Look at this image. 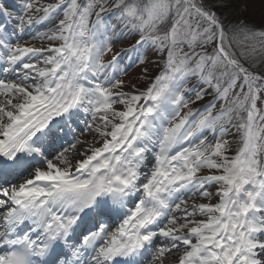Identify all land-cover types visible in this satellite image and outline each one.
<instances>
[{
  "label": "snow or ice",
  "instance_id": "snow-or-ice-1",
  "mask_svg": "<svg viewBox=\"0 0 264 264\" xmlns=\"http://www.w3.org/2000/svg\"><path fill=\"white\" fill-rule=\"evenodd\" d=\"M247 10L0 0V180L23 178L0 187V264H144L153 248L147 264H264V19ZM37 25L46 47L23 39ZM149 53L159 73L126 91Z\"/></svg>",
  "mask_w": 264,
  "mask_h": 264
},
{
  "label": "rangeland",
  "instance_id": "rangeland-1",
  "mask_svg": "<svg viewBox=\"0 0 264 264\" xmlns=\"http://www.w3.org/2000/svg\"><path fill=\"white\" fill-rule=\"evenodd\" d=\"M50 2H54V0H43V3H50ZM244 16L250 23H254L255 25H257L259 27L261 25L262 19H264V0H248V10L246 13H244ZM59 18H62V14ZM55 23H57V20L52 21V24H55ZM51 26L52 25H45L43 27L40 26V27H38V29L35 30L34 34L38 31L43 32L47 29V27H51ZM44 27H46V28L41 30ZM34 41L37 43V45L39 47H41V46L46 47L47 46L46 41H40V40H34ZM127 46H128V44L126 41L123 43H120V44H114L113 45V52L115 50H116V52H118V50L121 51L122 48H126ZM112 53H109L108 56H110ZM129 56H132L133 60L135 59V55L133 56L132 53L124 52L121 55V59H125L124 62H126V63L121 62L122 65L127 64ZM104 58H106V57H104ZM155 59H156L155 55L153 53H149L148 54V61L149 62L147 64L133 65L132 67L129 68L127 75L120 77V79L124 80L126 82V84L128 85L125 88L126 91H131V85L132 84H136L142 90L143 88H145L148 85V83L151 82V80L160 71V66H158L156 63L152 62ZM144 67L148 68V79L147 80L142 79V71H143ZM190 99L194 100L195 97L192 96V97H190ZM210 99H211V96L205 97V99L203 101H198L196 103H190L189 107L192 108L193 110H195V108L197 107L196 106L197 104L205 103V102L207 103V101ZM116 107L118 109L122 108L121 105H116ZM187 111H188V109H182L181 115H183ZM77 132H78V130H77ZM77 134H79V133H77ZM86 139L92 140V137L87 136ZM227 139L233 140L234 136L229 135L227 137ZM95 146H99V144H95ZM232 147H233V150H235L236 145L233 144ZM78 158H81V157L73 158V162H75V159H78ZM149 162L151 163V161H149ZM210 190L214 191L215 189H210ZM200 202H203V201H201L199 199L196 200V203H200ZM215 202H216L215 200L212 201V203H215ZM189 203H192V201L190 200ZM201 218L202 217H197V219H201ZM153 252H154V249H153ZM175 259H176V257L170 255L168 258L165 259L164 264H169L170 260H175Z\"/></svg>",
  "mask_w": 264,
  "mask_h": 264
},
{
  "label": "bare ground",
  "instance_id": "bare-ground-1",
  "mask_svg": "<svg viewBox=\"0 0 264 264\" xmlns=\"http://www.w3.org/2000/svg\"><path fill=\"white\" fill-rule=\"evenodd\" d=\"M32 35L30 34V33H28V35H24L23 36V39L24 40H28V41H31L32 43H34L37 47H39L38 45H37V43L34 41V40H32Z\"/></svg>",
  "mask_w": 264,
  "mask_h": 264
},
{
  "label": "trees",
  "instance_id": "trees-1",
  "mask_svg": "<svg viewBox=\"0 0 264 264\" xmlns=\"http://www.w3.org/2000/svg\"><path fill=\"white\" fill-rule=\"evenodd\" d=\"M205 103H200V104H197L196 106H200V107H203Z\"/></svg>",
  "mask_w": 264,
  "mask_h": 264
}]
</instances>
